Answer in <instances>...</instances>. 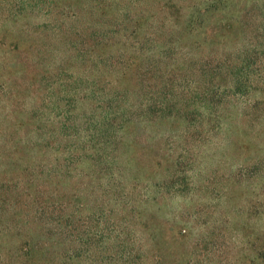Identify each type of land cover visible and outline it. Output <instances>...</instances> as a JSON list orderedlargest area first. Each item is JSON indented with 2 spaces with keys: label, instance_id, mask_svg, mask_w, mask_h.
I'll use <instances>...</instances> for the list:
<instances>
[{
  "label": "rangeland",
  "instance_id": "rangeland-1",
  "mask_svg": "<svg viewBox=\"0 0 264 264\" xmlns=\"http://www.w3.org/2000/svg\"><path fill=\"white\" fill-rule=\"evenodd\" d=\"M211 65L223 69L216 78ZM208 85L213 99L201 96ZM105 128L124 140V201L155 199L140 206L162 264L264 261V0H0L2 208L13 210L8 196L30 180L45 205L78 204L88 180L77 171L90 161L73 164L67 151ZM53 165L57 175L41 170ZM119 196L86 199L110 217ZM173 217L188 228L182 243L167 240ZM114 224L97 230L113 237Z\"/></svg>",
  "mask_w": 264,
  "mask_h": 264
},
{
  "label": "trees",
  "instance_id": "trees-1",
  "mask_svg": "<svg viewBox=\"0 0 264 264\" xmlns=\"http://www.w3.org/2000/svg\"><path fill=\"white\" fill-rule=\"evenodd\" d=\"M188 24H190L191 30L194 23L188 21ZM203 63L209 65L210 61L205 59ZM211 67L212 72L214 69L213 78L223 71L217 65H211ZM204 83L206 82L204 81ZM246 87L247 83L239 80L234 92L240 93L241 89ZM217 94L216 87L208 85L201 96L213 99L212 97ZM113 122H115L114 119L110 117H106L104 120L106 125H111ZM113 125L122 128V131L126 127L124 121H116ZM67 135L68 141L73 145L74 136ZM123 143L124 140L117 137L113 128H105L102 131L100 129L99 133L85 135L81 139L80 145L82 146L73 145L67 151V158L73 164L90 161V166L85 170L86 173L77 171L79 178L88 180L85 195L80 191L73 194L77 196L78 204H75L74 200H69L70 202L66 201L64 205L60 203V206L53 203L51 207L45 205L47 201L35 193L36 187L32 180L28 182V191L27 188H24L20 192L21 194L9 195L13 204L12 209H16L17 212L3 209L0 205V213L4 211L9 213L10 211V214H14L7 222L3 223L0 219V264H162L160 253L157 255L155 229L152 227V223L144 221V211L141 209L142 204L155 201V199L146 195L144 199H141L143 202H138L137 205L131 200L124 201L128 196L125 195L124 186H120V183L123 178H126L124 176L126 166L118 159L120 155L124 154L120 147ZM125 161L129 165L132 159L125 156ZM69 166L70 164H67L66 168L70 169ZM41 170L49 176L58 174L54 165L43 167ZM75 170H77L76 167ZM94 182L104 183L103 188L90 191L89 187L94 185ZM180 182L187 184V179H181ZM117 193L120 196L116 197L110 203V207L106 209L109 211L110 217L106 213L99 216V212L96 214L88 207L87 197L101 201L103 194L115 195ZM22 194H26L25 198ZM82 199H85L86 202H81ZM98 206L99 210L102 208L105 210V207L109 206V199L102 201ZM111 207L121 214L127 210L130 217L116 220L117 218L112 216L115 210ZM65 209L69 211L66 215L60 213V211H66ZM85 210L87 216L85 215L86 217L83 218L79 214ZM110 220L116 225L121 224L122 229L113 237H104L101 229L97 230V228L102 221ZM171 220L172 222L168 224L170 234L167 240L171 243L184 242L189 234L188 228L180 226L175 217ZM92 221L98 226L95 230L92 229ZM133 224H139L140 230L133 228L131 226ZM139 232L142 234L141 236H139ZM5 235L7 240L4 239ZM259 252L264 254V248ZM251 263L255 264L252 261ZM168 264L191 263L190 260L183 259L182 261V258H174V261ZM260 264H264V261L261 260Z\"/></svg>",
  "mask_w": 264,
  "mask_h": 264
}]
</instances>
